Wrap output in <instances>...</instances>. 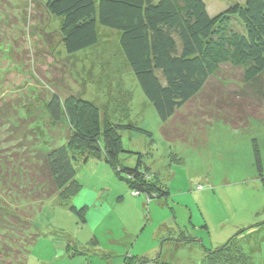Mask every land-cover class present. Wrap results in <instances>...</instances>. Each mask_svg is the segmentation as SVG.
<instances>
[{
    "label": "rangeland",
    "instance_id": "374dc122",
    "mask_svg": "<svg viewBox=\"0 0 264 264\" xmlns=\"http://www.w3.org/2000/svg\"><path fill=\"white\" fill-rule=\"evenodd\" d=\"M203 1L213 17L245 0ZM44 3L0 0V113L6 103L24 107L38 120V147L46 151L68 127L66 121H50L42 95H80L110 121L151 134L152 144L146 133L122 132L121 147L142 154V167L169 196L149 199L132 192L124 175L117 176L103 160L77 162L79 191L65 202L56 195L34 213L39 237L27 264H204L205 253L231 238L249 264H264V114L236 128L212 122L184 133L187 140L168 143L162 122L120 55L118 33L98 26L95 46L68 55L57 43L60 21L47 14ZM241 74L226 66L219 77L238 82ZM6 128L1 118L0 131ZM136 157L120 154L131 168ZM72 206L77 212L83 208V219Z\"/></svg>",
    "mask_w": 264,
    "mask_h": 264
},
{
    "label": "trees",
    "instance_id": "16d2710c",
    "mask_svg": "<svg viewBox=\"0 0 264 264\" xmlns=\"http://www.w3.org/2000/svg\"><path fill=\"white\" fill-rule=\"evenodd\" d=\"M44 8L60 21L57 43L68 55L95 46L98 26L118 33L120 55L162 122L168 143L187 140L184 133L212 122L236 128L264 114V0L235 3L213 17L203 0H45ZM226 66L241 70L240 81L219 77ZM230 83L237 88L229 89ZM42 97L50 121H66L68 127L46 151L38 147V120L24 107L6 103L0 113L8 127L0 131V264H27L39 237L34 213L56 195L65 202L79 191L77 162L103 160L117 176L124 175L132 192L149 199L169 196L142 167V154L121 147L122 132L146 133L152 144L150 133L110 121L80 95L46 91ZM186 107L191 109L183 116ZM122 153L137 155L135 167L122 164ZM82 209L71 207L79 216ZM91 242L96 244L94 238ZM203 261L249 264L235 238L205 253Z\"/></svg>",
    "mask_w": 264,
    "mask_h": 264
}]
</instances>
